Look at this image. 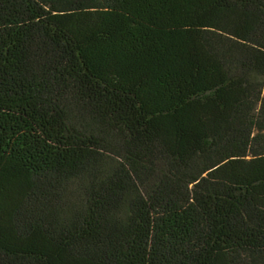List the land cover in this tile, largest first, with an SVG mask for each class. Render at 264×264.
I'll return each mask as SVG.
<instances>
[{
    "label": "trees",
    "instance_id": "1",
    "mask_svg": "<svg viewBox=\"0 0 264 264\" xmlns=\"http://www.w3.org/2000/svg\"><path fill=\"white\" fill-rule=\"evenodd\" d=\"M0 264H264V0H0Z\"/></svg>",
    "mask_w": 264,
    "mask_h": 264
}]
</instances>
